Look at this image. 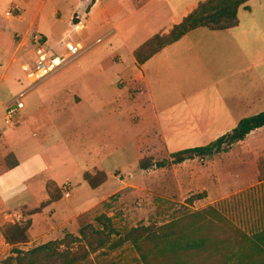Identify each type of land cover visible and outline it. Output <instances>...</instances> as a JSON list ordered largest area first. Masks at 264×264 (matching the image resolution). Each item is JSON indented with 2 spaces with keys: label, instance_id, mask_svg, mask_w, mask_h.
<instances>
[{
  "label": "rangeland",
  "instance_id": "1",
  "mask_svg": "<svg viewBox=\"0 0 264 264\" xmlns=\"http://www.w3.org/2000/svg\"><path fill=\"white\" fill-rule=\"evenodd\" d=\"M8 1H0V26L5 28L4 31L8 35L11 29L17 30L11 37L5 35L0 37V45L3 46V49L0 48V176L6 168L4 162L6 150L2 148L5 144L4 136L21 121L22 114L27 111L28 104L33 101L43 84L40 82L33 85L25 78L21 69V60L28 46L29 34L34 31L41 32L45 35L48 46L54 50L74 42L82 50L63 69V71L72 70L76 75L74 85L66 88L69 92L80 84V89L81 87L85 89L84 92L80 91L85 97L84 105L78 109V117L68 132V135L78 141V144L73 145L71 149L79 162L86 160L104 166L109 184V188L106 189L108 191L110 189V193L102 203L79 215L78 229L73 234L80 237L79 231L84 230L86 237H80L82 248L88 247L89 243L96 248L102 247L89 255L94 264L101 262L144 264L131 241H119L125 238L130 228L154 223L159 226L174 220L178 222L177 229L174 228L176 232L179 230L189 232L195 227V223L188 216L207 206H215L224 219L199 222V225L203 226L200 232L201 239L197 241L199 248L188 249L184 254L183 258L187 259V264H238L239 256L236 252L237 249L245 246L242 241L243 234L252 238L251 250L248 251V256L243 257L251 259L256 264H264V253L259 252V249H264V235L259 237L254 235L264 231V127L250 133L226 152L173 163L170 156L172 153L206 145L214 140L211 134L219 124L212 115L206 117L201 115L200 119L194 118L185 124L182 131H174L172 134L175 139H166L163 136L158 140H143V153L135 154L133 142H136V138H129L130 135L136 137L135 133L130 132L127 139H123L118 131L122 126L118 116L124 112V108L108 119L105 118L104 113L96 116L98 121L93 116L94 113H90L89 121L85 119L84 111L93 105L89 97H86L87 93L94 92L91 86L100 87L103 84L107 86L114 80L115 72L119 68L115 60L107 55L110 52L107 40L101 41V38L95 37L86 40L77 35V32L84 27L80 24V29L76 25L86 21L88 5L92 0H39L41 3L38 0H33L31 3L15 0V3L19 4L18 7H21L20 9L14 6L10 9L13 15L19 16V19L14 20L16 25L10 22L7 15ZM81 2L82 5L77 7ZM252 5L255 8L254 18L264 14L262 7L257 8L258 1H254ZM262 30L264 33V28ZM262 53L256 54L253 59L239 56L237 64L234 65L230 63L226 65L224 59L223 65L216 66L213 74L209 76L190 74L191 91L188 89L184 93L178 90V84H169L167 89L160 88L157 91L158 95L156 94L158 104L162 101L168 104L180 103V101L183 103V95H191L195 98L205 89L214 92L220 98H228L247 92L250 94L253 88L255 90L253 97L248 98L242 108L243 116L261 112L264 110V75H254L252 72L254 67L264 66ZM202 79L205 80L201 81ZM61 84H64V81L54 82L55 86ZM137 88V85L134 87L128 85L132 95L138 93ZM142 90L144 91L143 88ZM118 92L116 86L110 91L101 88L99 101L107 100L109 98L107 94L112 96L113 93L116 95ZM20 93H24L22 100L25 107L18 114L16 113L12 122L8 123L5 117L6 107L12 104ZM62 93L59 92L58 99ZM122 94L123 92L120 91L119 95ZM95 95L98 97L97 92ZM115 105H111L110 110L114 109ZM104 108L107 110L108 106ZM66 110H69V107ZM99 123H105L101 131L98 130ZM109 130L110 133L107 134ZM108 137L110 150H106L110 152L106 151L105 154L98 155L95 149L96 140L100 142L105 140V145H108ZM12 160L13 158L10 157L9 164L13 162ZM158 162H163L165 165L155 166ZM142 165L147 168H141ZM86 177L92 184H97L102 181L104 175L99 171H90ZM20 181V177L13 176L0 184V264H8V260L15 256L12 252L13 248L30 249L48 239V237L38 238L36 235L35 240L32 236L30 240L29 236L27 243L16 245L7 241L5 243L4 228L14 223L31 228L30 216L26 220L24 218L34 212L22 207L8 209L16 206L33 207L41 199L37 188H30L28 191V187ZM64 189V187L53 189L54 199L63 198L55 205L58 211L62 207L69 208L67 205L73 203L77 205L75 206L77 209L82 200L88 197L81 188L74 190L72 196L66 198L63 194ZM197 197L200 199H196ZM180 217L184 219L176 220ZM41 227H44L43 223ZM51 236L56 237L54 234ZM184 240L187 243L192 242V238L184 237ZM103 242L105 245L101 244ZM115 243L118 245L110 249ZM101 252L106 254L99 256ZM166 259L167 264H175L178 258L174 256V252H170L166 254L165 261ZM161 261L162 259L160 263ZM14 263L13 260L10 264ZM84 264H93V262Z\"/></svg>",
  "mask_w": 264,
  "mask_h": 264
},
{
  "label": "crops",
  "instance_id": "2",
  "mask_svg": "<svg viewBox=\"0 0 264 264\" xmlns=\"http://www.w3.org/2000/svg\"><path fill=\"white\" fill-rule=\"evenodd\" d=\"M26 1L31 3L33 0H20L22 3ZM203 1L205 0H92L89 5L87 4L89 11L86 14V21L76 25L77 28L81 25L84 28L79 30L77 35L86 40L94 37L101 38V41L107 40L110 51L107 55L115 60L119 68L115 72L116 80L114 78L107 86L106 84L100 87L91 86L95 93L89 92L86 96L93 104L90 109L84 111L86 121H89L90 113H94L91 115L98 121L96 116L99 113H104L108 119L124 108V112L118 116L119 123L122 124L118 131L123 139H127L130 132L135 133L136 137L130 135L129 138H136V142H133L136 154L143 153V140H158L163 136L166 139H175L172 134L174 131H182L185 124L194 118L200 119L201 115L204 117L212 115L219 124L211 134L214 140L231 131L240 119L244 118L242 108L247 99L253 97L255 93L253 88L250 94L247 92L228 98H220L214 92L205 89L195 98L183 95V103L180 101L175 104L163 101L158 104L156 94L158 95L157 91L160 88H169V84H178V90L184 93L188 89L191 91L190 74L209 76L213 74L216 66L223 65L224 59L226 65L228 63L234 65L237 64L239 56L253 59L256 54L263 52L264 55L262 30L264 14L254 18L255 8L252 5L254 1H258L257 8L262 7L264 10V0H248L241 6L237 13V24L234 26L225 29L198 27L178 41L162 48L141 65L134 57V51L138 47L156 34L169 33L174 25L180 23ZM18 5L15 0L8 1L7 15L11 23L15 22V18L19 19V16L13 15L10 10ZM80 5L82 2L78 3L77 7ZM4 29L0 26V37L2 35L11 37L17 30L11 29L8 35ZM2 47L0 45L1 49ZM254 68L259 69H254L252 72L254 75H264L263 65ZM63 69L41 82L43 84L40 91L28 104L21 121L4 136L5 144L2 148L6 150L4 160L6 168L0 176V184L17 176L21 178L20 182L28 187V191L30 188H37L41 195L40 201L33 207L7 208L13 210L22 207L25 210H34L31 215L27 214L24 218L26 220L30 216L32 220V227H27L30 240L31 236L35 240V236L38 235V238L48 237L46 240L48 242L60 239L66 233L74 234L78 229L79 215L102 203L110 193V189L109 191L106 189L109 188V184L104 166L86 160L79 162L71 149L78 141L68 135V132L78 117V109L84 105L85 94L80 91L84 92L85 89L83 87L80 89V84H76L78 87L67 92L66 87L74 85L76 75L72 70ZM60 80L64 81V84L55 86L54 82ZM128 85L133 87L137 85L144 91L132 95ZM114 86L124 95H119V92L116 95L113 93L112 96L107 94L109 97L107 100L99 101L101 88L110 91ZM59 92H63L60 99ZM96 92L98 97L95 95ZM111 105L116 107L110 110ZM107 106L105 110L104 107ZM67 107L69 110H66ZM104 124L99 123L98 130L101 131ZM109 133L110 130L107 134ZM103 136L105 137V133ZM108 140V145H105V140L102 142L96 140L95 149L98 155L110 152L109 137ZM9 155L12 156L13 162H17L14 167L7 164L6 158ZM90 171H99L104 178L101 182L92 184L86 177ZM260 181L258 177V182ZM49 184L64 187L63 194L68 190L69 197L64 195L66 198H70L74 190L81 188L88 197L82 200L77 209L75 208L77 205L73 203L67 205L69 208L62 207L58 211L55 205L63 198L51 200ZM41 223L44 225L43 228ZM52 234L56 237H52Z\"/></svg>",
  "mask_w": 264,
  "mask_h": 264
},
{
  "label": "trees",
  "instance_id": "3",
  "mask_svg": "<svg viewBox=\"0 0 264 264\" xmlns=\"http://www.w3.org/2000/svg\"><path fill=\"white\" fill-rule=\"evenodd\" d=\"M247 1L205 0L200 2L188 16L180 23L174 25L169 33L156 34L138 47L134 51V57L137 63L140 65L145 63L162 48L178 41L186 33L198 27L205 26L211 29H225L236 25L238 9ZM262 127H264V110L240 119L231 131L206 145L185 148L172 153L170 155L171 161L173 163H182L196 157L212 156L220 152H226L234 144L243 141L251 132ZM10 157L12 156L9 155L6 158L7 164L9 167H14L17 162L14 161L9 164ZM164 165L163 162L155 164L157 167H163ZM141 168L147 167L142 165ZM54 187L56 186L53 184L48 185L51 200H54V197H52ZM196 199H200V197ZM183 216L186 218V214ZM184 218L180 217L176 220H183ZM188 218H192L191 220H194L195 223V227L189 232H184L183 230L176 232L178 222L172 220L159 226L154 223L132 227L125 234V238L119 241H131L144 264H167L165 256L170 252H174V256L178 258L175 264H187V259L183 258L184 254H186L188 249L199 248L197 241L201 239L200 232L203 229V226L199 225V222L222 220L224 217L215 206H207L192 212ZM174 228L176 229L174 230ZM27 229V226H20L17 223L9 224L4 228L3 235L9 244L16 245L25 243L29 240ZM79 232L80 237H86L83 229ZM254 235L257 237L262 236L264 235V231L262 230ZM80 237L66 233L60 239L51 240L30 249L21 250L19 248H13L12 252L15 256L8 260V264L12 263L13 260L15 262L14 264H84L90 261L94 264V261L91 260L89 255L91 252H95L100 248L102 249V247L98 246L96 248L89 243L88 247L82 248L80 246ZM184 237L187 239L192 238V242L187 243ZM251 239L248 235L243 234L242 241L245 246L237 249L236 253L239 256L238 264H256L251 259H245L243 257L244 255L248 256V251L251 250ZM101 244L105 245L104 242ZM117 245L116 243L112 244L110 249ZM259 252L264 253V249H259ZM103 254H106V252H101L99 256ZM160 259H162V263H160ZM100 264L111 263L101 262Z\"/></svg>",
  "mask_w": 264,
  "mask_h": 264
},
{
  "label": "built area",
  "instance_id": "4",
  "mask_svg": "<svg viewBox=\"0 0 264 264\" xmlns=\"http://www.w3.org/2000/svg\"><path fill=\"white\" fill-rule=\"evenodd\" d=\"M28 46L22 56L21 69L25 78L32 84L40 83L55 75L59 70L71 63L80 53L81 48L76 43L69 42L59 50H54L48 46L46 37L38 31L31 32L27 39ZM137 91L143 93L141 88ZM20 93L12 104L6 107V121L12 122L16 113L23 109L24 102ZM15 104V105H14ZM66 197L69 192L66 190Z\"/></svg>",
  "mask_w": 264,
  "mask_h": 264
}]
</instances>
